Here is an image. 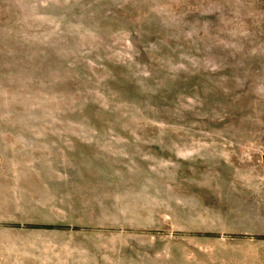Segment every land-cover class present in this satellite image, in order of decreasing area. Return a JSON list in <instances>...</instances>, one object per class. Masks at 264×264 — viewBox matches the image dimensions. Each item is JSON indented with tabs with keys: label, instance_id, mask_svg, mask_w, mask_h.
I'll return each mask as SVG.
<instances>
[{
	"label": "rangeland",
	"instance_id": "obj_1",
	"mask_svg": "<svg viewBox=\"0 0 264 264\" xmlns=\"http://www.w3.org/2000/svg\"><path fill=\"white\" fill-rule=\"evenodd\" d=\"M263 148L264 0H0V264H189Z\"/></svg>",
	"mask_w": 264,
	"mask_h": 264
},
{
	"label": "crops",
	"instance_id": "obj_2",
	"mask_svg": "<svg viewBox=\"0 0 264 264\" xmlns=\"http://www.w3.org/2000/svg\"><path fill=\"white\" fill-rule=\"evenodd\" d=\"M226 200L213 204L210 220L191 232L195 254L189 264H264V168L259 182Z\"/></svg>",
	"mask_w": 264,
	"mask_h": 264
},
{
	"label": "trees",
	"instance_id": "obj_3",
	"mask_svg": "<svg viewBox=\"0 0 264 264\" xmlns=\"http://www.w3.org/2000/svg\"><path fill=\"white\" fill-rule=\"evenodd\" d=\"M27 227H32V228H53V227H58V226H53V225H39V224H28ZM196 235H201V234L200 233H196ZM205 235H209V234H205Z\"/></svg>",
	"mask_w": 264,
	"mask_h": 264
}]
</instances>
